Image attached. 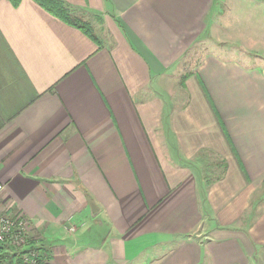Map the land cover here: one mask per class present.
<instances>
[{
  "label": "crops",
  "instance_id": "0c3cea01",
  "mask_svg": "<svg viewBox=\"0 0 264 264\" xmlns=\"http://www.w3.org/2000/svg\"><path fill=\"white\" fill-rule=\"evenodd\" d=\"M59 1L94 37L0 0V209L45 264H264V60L235 53L263 3Z\"/></svg>",
  "mask_w": 264,
  "mask_h": 264
},
{
  "label": "rangeland",
  "instance_id": "374dc122",
  "mask_svg": "<svg viewBox=\"0 0 264 264\" xmlns=\"http://www.w3.org/2000/svg\"><path fill=\"white\" fill-rule=\"evenodd\" d=\"M255 1L257 2V0ZM259 1L263 3L262 11L261 9H258L259 7L254 6L253 8L256 9V12L254 11L252 15L249 14L252 11L251 9H249V12H248L245 10L246 6L244 3H240V2L238 3V4H241V7L239 9L241 10V12L238 15L240 25L243 26L244 30L248 29L246 28V26L250 28L248 30V38H244V39L242 38V41H240L238 44V47H241V52H239L240 51L239 49V51L237 50L235 53L239 59L248 61L250 63H259V61L262 62L264 60V0H259ZM261 12H262V15H261ZM259 13H260V16H258ZM228 41H232V40H228ZM230 45L231 44L225 45V46L230 47ZM202 46H203L202 42L201 43L198 42L194 47H192V50L187 56L186 60L193 61L195 57H198L203 48ZM186 75L187 74H185L184 76ZM203 161H204V165L200 169L202 172L201 174L203 177H205L207 185H212L213 182L217 180V178L220 177V172L222 170L219 164H216V160L214 159V157L211 156L209 153L204 154ZM1 184L4 186L3 183ZM30 235L32 239L37 240L38 236L36 235V237H34L31 234V229H30Z\"/></svg>",
  "mask_w": 264,
  "mask_h": 264
},
{
  "label": "built area",
  "instance_id": "2783aa9c",
  "mask_svg": "<svg viewBox=\"0 0 264 264\" xmlns=\"http://www.w3.org/2000/svg\"><path fill=\"white\" fill-rule=\"evenodd\" d=\"M4 186L0 183V195ZM15 257L11 264H45L39 240L30 235V222L24 216L11 215L0 209V264Z\"/></svg>",
  "mask_w": 264,
  "mask_h": 264
},
{
  "label": "trees",
  "instance_id": "16d2710c",
  "mask_svg": "<svg viewBox=\"0 0 264 264\" xmlns=\"http://www.w3.org/2000/svg\"><path fill=\"white\" fill-rule=\"evenodd\" d=\"M37 1L44 9H46L49 13L53 14L54 16L58 17L59 19L65 21L68 24H71L79 29H81L84 33H86L90 37L93 36V31L90 24L86 21L78 17H74L70 14L68 9L63 5L62 2L57 0H35ZM187 77L183 78L182 84L184 85V80ZM15 257L9 256L6 260V264H11L14 262Z\"/></svg>",
  "mask_w": 264,
  "mask_h": 264
}]
</instances>
